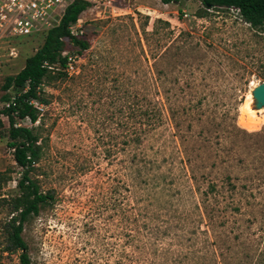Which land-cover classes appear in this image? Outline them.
Segmentation results:
<instances>
[{
  "label": "rangeland",
  "instance_id": "rangeland-1",
  "mask_svg": "<svg viewBox=\"0 0 264 264\" xmlns=\"http://www.w3.org/2000/svg\"><path fill=\"white\" fill-rule=\"evenodd\" d=\"M90 1L75 25L90 42L80 73L47 83L46 103L38 104L43 149L32 176L53 200L25 226L33 264H133L134 257L137 264H264V109L255 110L252 97L264 83V31L235 9L200 17V0ZM43 42L0 44V111L5 79ZM156 68L177 79L182 124L176 128L165 112L145 141L153 181L136 196L129 113L136 95L162 101L152 87ZM248 102L262 118L256 127L245 125ZM2 119L0 172L8 181L0 190V264H19V254L1 251L22 173L8 145L9 119ZM17 124L33 127L27 119ZM235 124L261 134L223 141ZM232 164L245 171L238 193L225 188ZM211 182L221 187L216 195L208 193Z\"/></svg>",
  "mask_w": 264,
  "mask_h": 264
},
{
  "label": "trees",
  "instance_id": "trees-1",
  "mask_svg": "<svg viewBox=\"0 0 264 264\" xmlns=\"http://www.w3.org/2000/svg\"><path fill=\"white\" fill-rule=\"evenodd\" d=\"M173 1L179 0H165L166 3ZM200 1L205 8L200 17H205L208 11L235 9L252 28L264 31V0ZM91 6L92 3L88 0H74L68 6L60 25L42 36L44 38L43 45L26 60L24 68L17 75L7 77L1 86L6 94L2 97L5 105L3 110L0 111V130L5 127V122L2 119V116L5 115L10 123L8 145L14 150L16 163L22 168L21 178L17 184V194L8 204L11 208V218L4 225L6 241L1 251L2 253L19 254V264H33L28 245L23 237L26 224L32 218L39 216L42 209L51 204L53 200L50 194H45L41 190L40 184L32 176L38 169L37 165L41 160L43 147L40 145L39 128L35 127L42 113L31 102L36 101L44 105L46 100L43 98V89L46 84L65 80L69 76L66 72L69 58H80L81 54L90 49V42L86 36L84 34L73 35L71 27L78 23L81 15ZM166 25L169 27L170 24L167 23ZM167 34L170 35L171 33L168 31ZM175 42H177V39L174 40ZM68 43L78 49V55L66 52ZM174 49H177L174 54L176 56L180 50L179 46L177 48L174 47ZM156 69L157 76L152 87L157 91L156 96H162V101L146 97L144 100H140V97L136 95L135 103L129 113L130 126L127 144L135 148L130 169L136 196L143 185L150 187L153 181L150 171H148L152 166V161L143 147L145 141L163 123L165 112L169 113L176 128L181 127L182 124L180 112L183 103L176 95L177 79L167 80L164 71L161 68ZM11 89L15 92L14 96L7 93ZM13 98L14 102L7 107V104L12 102ZM27 118L30 119L33 127H16L18 122ZM234 129V131H226L222 140L225 142L234 141L239 134L247 136H258L261 134V132L249 133L237 124H235ZM187 162L192 179L196 181L197 174L193 168L194 160L188 156ZM228 171L229 175L226 178L225 188L229 192L238 193L242 186V175L245 171L238 164L235 166L233 164L230 165ZM258 175L259 172H256L253 176L254 181L259 180ZM7 181L6 174L0 172V190L3 189V185ZM245 187L247 188V186ZM220 188L216 182H211L208 193L216 195L220 192ZM137 263H139V258L134 257L133 264Z\"/></svg>",
  "mask_w": 264,
  "mask_h": 264
},
{
  "label": "built area",
  "instance_id": "built-area-1",
  "mask_svg": "<svg viewBox=\"0 0 264 264\" xmlns=\"http://www.w3.org/2000/svg\"><path fill=\"white\" fill-rule=\"evenodd\" d=\"M73 1L0 0V44L11 42L15 39L43 36L60 25L68 6ZM71 32L73 35H83L82 30H75V25L71 27ZM79 59L77 57L69 58L66 69L69 75H78L80 73V67L77 64ZM13 102L14 98L12 102L7 104V107ZM31 103L39 110H42L38 102L32 101ZM27 120L30 119L27 118ZM19 126L22 125L16 124V127Z\"/></svg>",
  "mask_w": 264,
  "mask_h": 264
},
{
  "label": "water",
  "instance_id": "water-1",
  "mask_svg": "<svg viewBox=\"0 0 264 264\" xmlns=\"http://www.w3.org/2000/svg\"><path fill=\"white\" fill-rule=\"evenodd\" d=\"M252 97L254 99L253 108L255 110L264 109V83L254 88Z\"/></svg>",
  "mask_w": 264,
  "mask_h": 264
},
{
  "label": "bare ground",
  "instance_id": "bare-ground-1",
  "mask_svg": "<svg viewBox=\"0 0 264 264\" xmlns=\"http://www.w3.org/2000/svg\"><path fill=\"white\" fill-rule=\"evenodd\" d=\"M244 113L249 114L247 121L245 122L247 127H256L258 124H261L262 118L257 115V112L251 110L250 102L245 104Z\"/></svg>",
  "mask_w": 264,
  "mask_h": 264
}]
</instances>
